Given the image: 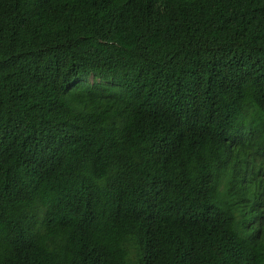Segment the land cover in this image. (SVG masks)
<instances>
[{"label":"trees","instance_id":"trees-1","mask_svg":"<svg viewBox=\"0 0 264 264\" xmlns=\"http://www.w3.org/2000/svg\"><path fill=\"white\" fill-rule=\"evenodd\" d=\"M0 264H264V0H0Z\"/></svg>","mask_w":264,"mask_h":264}]
</instances>
